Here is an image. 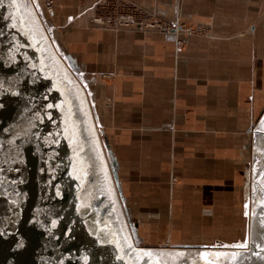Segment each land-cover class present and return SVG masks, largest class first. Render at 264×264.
Instances as JSON below:
<instances>
[{"label":"crops","instance_id":"0c3cea01","mask_svg":"<svg viewBox=\"0 0 264 264\" xmlns=\"http://www.w3.org/2000/svg\"><path fill=\"white\" fill-rule=\"evenodd\" d=\"M97 1L57 0L52 21L95 89L135 224L167 219L171 246L179 219L248 206L252 128L264 113V0H131L202 31L178 34L95 25Z\"/></svg>","mask_w":264,"mask_h":264},{"label":"water","instance_id":"95a60500","mask_svg":"<svg viewBox=\"0 0 264 264\" xmlns=\"http://www.w3.org/2000/svg\"><path fill=\"white\" fill-rule=\"evenodd\" d=\"M239 247L140 244L118 161L41 0H0V264H264V113Z\"/></svg>","mask_w":264,"mask_h":264},{"label":"rangeland","instance_id":"374dc122","mask_svg":"<svg viewBox=\"0 0 264 264\" xmlns=\"http://www.w3.org/2000/svg\"><path fill=\"white\" fill-rule=\"evenodd\" d=\"M56 1L57 0H41V3L48 18L52 19L54 15ZM99 2L100 0L95 3V8L97 7V4ZM131 2V0H126V2H120L118 0H109L107 1L105 8L101 10L100 13H107L110 9H116L117 11L125 12L128 10V6L131 4ZM143 9L144 11H142L139 16H137L136 14V17L146 19V14L148 16V9ZM96 10L97 8L95 9V13ZM105 16L107 15L104 14L103 17ZM162 18V16L156 17V19L158 20ZM94 23L98 26L101 25L95 21ZM130 27L124 29H135L134 26ZM112 30L115 29L112 28ZM113 74H108V77L113 76ZM135 185L136 184L133 183L132 187H134ZM227 195L228 194H226V196ZM233 195L234 194L230 193V200H232ZM247 200L250 202V196L247 197ZM249 202L248 206L250 205ZM236 204H238L239 207H235ZM202 212L203 213L201 215L196 214L191 220L179 219L177 225L178 230L174 233L172 232L173 239L171 241V246H179L180 244H183L182 246L197 245L204 247H239V245L245 242V240L247 239L250 217L249 214H247L246 208H244L241 201L240 204L238 202L231 203L230 206L223 205V207L219 205L217 208L204 209L202 210ZM139 221H141L139 222V225L136 222L138 227V235L141 238L142 234V236L147 239L144 240L141 238L140 244L148 246H169L168 241L166 240L168 236L167 231L169 228V225H167V219L158 218L151 223L147 222V220Z\"/></svg>","mask_w":264,"mask_h":264},{"label":"built area","instance_id":"2783aa9c","mask_svg":"<svg viewBox=\"0 0 264 264\" xmlns=\"http://www.w3.org/2000/svg\"><path fill=\"white\" fill-rule=\"evenodd\" d=\"M109 0H100V2L97 4V10L94 14L93 20L97 22L98 24H101L100 26L107 27L110 29L120 30L124 28H129L130 26H134L135 29L141 28H153L162 32H171L178 34L181 30H186L189 33H198L202 32L194 27H188L185 24H176L173 23L167 19H156V17H159V14H155L154 12H151L147 10L148 17L146 14V19H142L139 17H136L144 11V7L142 8L140 5L131 2V4L128 6V10L125 12L117 11L110 9L107 13H100L101 10L105 8V5ZM120 2H126V0H118ZM101 5V6H99ZM132 8V9H131ZM133 11V12H132ZM105 15V17H103ZM131 28V27H130Z\"/></svg>","mask_w":264,"mask_h":264}]
</instances>
